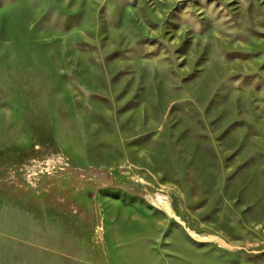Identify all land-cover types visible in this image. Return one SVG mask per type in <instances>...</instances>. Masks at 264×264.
<instances>
[{"label":"rangeland","instance_id":"rangeland-1","mask_svg":"<svg viewBox=\"0 0 264 264\" xmlns=\"http://www.w3.org/2000/svg\"><path fill=\"white\" fill-rule=\"evenodd\" d=\"M0 264H264V0H0Z\"/></svg>","mask_w":264,"mask_h":264}]
</instances>
